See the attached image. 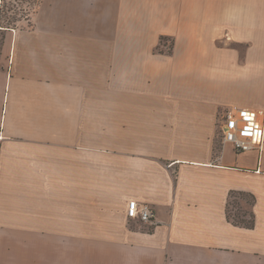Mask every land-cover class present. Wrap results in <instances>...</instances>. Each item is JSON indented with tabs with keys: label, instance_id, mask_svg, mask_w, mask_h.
Segmentation results:
<instances>
[{
	"label": "crops",
	"instance_id": "crops-1",
	"mask_svg": "<svg viewBox=\"0 0 264 264\" xmlns=\"http://www.w3.org/2000/svg\"><path fill=\"white\" fill-rule=\"evenodd\" d=\"M234 108L264 111V0H37L0 26V264H264V148L223 144Z\"/></svg>",
	"mask_w": 264,
	"mask_h": 264
},
{
	"label": "built area",
	"instance_id": "built-area-1",
	"mask_svg": "<svg viewBox=\"0 0 264 264\" xmlns=\"http://www.w3.org/2000/svg\"><path fill=\"white\" fill-rule=\"evenodd\" d=\"M222 119L220 129L223 144L232 145L238 153L263 150L264 111L234 108L226 110ZM127 215L141 224L155 225L156 215L148 204L130 201Z\"/></svg>",
	"mask_w": 264,
	"mask_h": 264
},
{
	"label": "rangeland",
	"instance_id": "rangeland-1",
	"mask_svg": "<svg viewBox=\"0 0 264 264\" xmlns=\"http://www.w3.org/2000/svg\"><path fill=\"white\" fill-rule=\"evenodd\" d=\"M37 0H4L2 8L4 10L3 25L10 27H19L21 22L25 20V16L31 13V9ZM32 6V7H31ZM11 20V21H10ZM168 38H165L162 43L168 48L171 47L172 42ZM161 51L160 47L157 48L156 52ZM163 51V50H162ZM252 199L249 196H235L231 198L229 204V212L233 218H243L249 220V213L251 211Z\"/></svg>",
	"mask_w": 264,
	"mask_h": 264
},
{
	"label": "trees",
	"instance_id": "trees-1",
	"mask_svg": "<svg viewBox=\"0 0 264 264\" xmlns=\"http://www.w3.org/2000/svg\"><path fill=\"white\" fill-rule=\"evenodd\" d=\"M35 6H36V2H35V5H33V8L31 9L32 11L34 10ZM32 11H31V13H32ZM3 13H4V10H1V13H0V26L3 27V28H10V26L3 25V20H4ZM28 16H29V12H28L27 16H25V19H27ZM164 39H165L164 37L161 38V42L164 41ZM173 43L174 42H172V44ZM235 196H239V195H237L236 193H231L230 201H231V198H233ZM242 196H245V195H242ZM250 198L252 199L251 206L255 205V198L251 197V196H250ZM230 201H229V204H230ZM227 214H228L229 220H232L233 223L236 224V225H242V226L247 227V228H253L255 226V216H254V214L252 212L249 213V220H244L245 216L243 218L242 217L241 218L237 217L235 219V218H233L231 216V214L229 212V206H228Z\"/></svg>",
	"mask_w": 264,
	"mask_h": 264
}]
</instances>
